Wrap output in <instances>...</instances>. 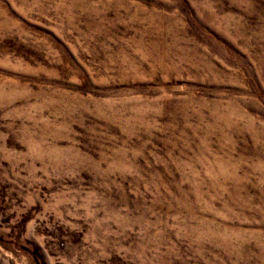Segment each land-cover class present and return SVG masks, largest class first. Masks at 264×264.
<instances>
[{
    "label": "rangeland",
    "instance_id": "1",
    "mask_svg": "<svg viewBox=\"0 0 264 264\" xmlns=\"http://www.w3.org/2000/svg\"><path fill=\"white\" fill-rule=\"evenodd\" d=\"M0 264H264V0H0Z\"/></svg>",
    "mask_w": 264,
    "mask_h": 264
}]
</instances>
